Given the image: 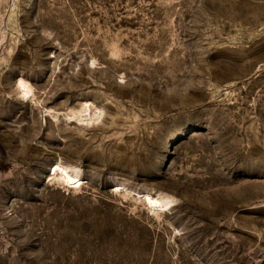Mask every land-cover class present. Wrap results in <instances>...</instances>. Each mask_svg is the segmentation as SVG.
<instances>
[{
  "label": "rangeland",
  "instance_id": "obj_1",
  "mask_svg": "<svg viewBox=\"0 0 264 264\" xmlns=\"http://www.w3.org/2000/svg\"><path fill=\"white\" fill-rule=\"evenodd\" d=\"M0 264H264V0H0Z\"/></svg>",
  "mask_w": 264,
  "mask_h": 264
},
{
  "label": "bare ground",
  "instance_id": "obj_2",
  "mask_svg": "<svg viewBox=\"0 0 264 264\" xmlns=\"http://www.w3.org/2000/svg\"><path fill=\"white\" fill-rule=\"evenodd\" d=\"M25 85V84H24ZM28 93V92H27ZM62 167L60 165H55V174L56 172L61 169ZM82 179L80 178V175L76 173L75 176L73 175H70L69 173H67V183L70 184V185H78V184H81L82 182ZM145 201L151 203V206L152 207H160L162 210H166L165 207L169 206L172 204L171 200L169 198H167L165 200V204H163L162 201L158 200L157 198H154L150 195H145Z\"/></svg>",
  "mask_w": 264,
  "mask_h": 264
}]
</instances>
